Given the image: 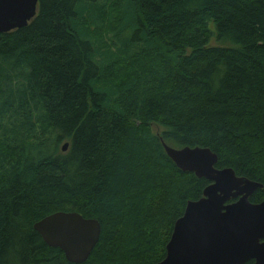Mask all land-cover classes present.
<instances>
[{"label":"trees","instance_id":"trees-1","mask_svg":"<svg viewBox=\"0 0 264 264\" xmlns=\"http://www.w3.org/2000/svg\"><path fill=\"white\" fill-rule=\"evenodd\" d=\"M163 143L264 200V0H37L0 33V264H74L33 228L56 212L99 222L82 264H158L209 185Z\"/></svg>","mask_w":264,"mask_h":264},{"label":"water","instance_id":"water-1","mask_svg":"<svg viewBox=\"0 0 264 264\" xmlns=\"http://www.w3.org/2000/svg\"><path fill=\"white\" fill-rule=\"evenodd\" d=\"M37 0H0V33L27 26ZM167 157L182 172L209 182L202 197L187 202L173 225L158 264H264V200L250 196L260 183L217 169L218 157L208 148L175 149L163 143ZM67 144L62 147L65 151ZM44 244L57 248L74 264L87 260L100 236V224L73 212H56L33 225Z\"/></svg>","mask_w":264,"mask_h":264},{"label":"rangeland","instance_id":"rangeland-1","mask_svg":"<svg viewBox=\"0 0 264 264\" xmlns=\"http://www.w3.org/2000/svg\"><path fill=\"white\" fill-rule=\"evenodd\" d=\"M110 10H111V12L117 14V9H116V7L112 6V7L110 8ZM108 26L112 27L113 24H108ZM210 28L212 29L213 27L210 25ZM210 44H211V45H215V44H216V42L214 41V39L211 40ZM63 145H64V144H63ZM62 147H63V146H62Z\"/></svg>","mask_w":264,"mask_h":264},{"label":"bare ground","instance_id":"bare-ground-1","mask_svg":"<svg viewBox=\"0 0 264 264\" xmlns=\"http://www.w3.org/2000/svg\"><path fill=\"white\" fill-rule=\"evenodd\" d=\"M73 213H75V212H73ZM77 214V213H76ZM79 215V214H78ZM81 216V215H80Z\"/></svg>","mask_w":264,"mask_h":264}]
</instances>
